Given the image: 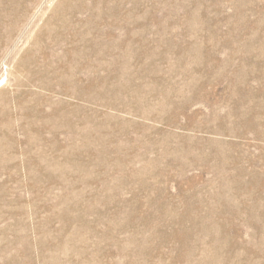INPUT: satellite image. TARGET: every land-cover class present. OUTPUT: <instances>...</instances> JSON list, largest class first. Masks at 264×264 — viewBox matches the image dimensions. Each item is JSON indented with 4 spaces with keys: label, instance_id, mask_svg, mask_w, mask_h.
<instances>
[{
    "label": "rangeland",
    "instance_id": "rangeland-1",
    "mask_svg": "<svg viewBox=\"0 0 264 264\" xmlns=\"http://www.w3.org/2000/svg\"><path fill=\"white\" fill-rule=\"evenodd\" d=\"M0 264H264V0H0Z\"/></svg>",
    "mask_w": 264,
    "mask_h": 264
}]
</instances>
